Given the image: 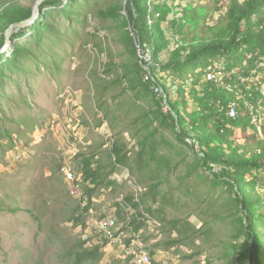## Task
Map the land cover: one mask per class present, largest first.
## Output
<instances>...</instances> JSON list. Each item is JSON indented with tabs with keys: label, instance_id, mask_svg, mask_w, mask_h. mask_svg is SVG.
I'll return each instance as SVG.
<instances>
[{
	"label": "rangeland",
	"instance_id": "rangeland-1",
	"mask_svg": "<svg viewBox=\"0 0 264 264\" xmlns=\"http://www.w3.org/2000/svg\"><path fill=\"white\" fill-rule=\"evenodd\" d=\"M63 1L52 6H43L42 2L36 21L44 22L47 29L43 33L31 29L17 39L20 45L31 49L22 69L7 60L12 56L14 43L0 51L5 54L0 59V130L10 131L17 142L14 149H0V201L4 199L6 206L20 208L17 212L9 210L11 207L0 210V264H75L69 250L80 238L95 242L98 234L110 239L101 264H139L130 255L140 250L150 253L152 264H227L224 245L237 242L234 234L240 214L232 200L233 193L216 180L211 170L199 165V148L193 150L181 142L169 126L155 130L153 123L150 130L158 137L160 152L165 156L160 158L165 175L160 187L175 194L167 217L180 219L181 226L187 225L186 232H171L159 219L150 217L147 227L130 247L126 246L125 238L132 233L122 230L124 222L117 215V202H122L128 193L138 196L148 179L158 180L154 166L136 174L120 168L113 176L116 186L95 193L86 216L89 227L84 230L82 225L70 221L81 195L72 192L75 182H67L62 171L58 180L52 179L53 165L65 158V164L75 169L79 152L105 149L117 133L134 145L136 139L132 135L143 127L144 113L148 110L149 114L153 100L144 96V85L135 82L136 87H132L125 76V65L131 58L119 23L98 14V9L106 8L113 0ZM36 2H32L33 10ZM186 3L176 1L177 5ZM202 3L220 9L223 1ZM127 28L133 30L132 26ZM143 51L141 48V59L151 61L150 53ZM112 61L116 66L105 73ZM228 61L224 56L212 60L215 71L223 78L246 65L244 62L231 70ZM210 67L191 69L189 76L205 77ZM95 69L100 74L93 75ZM128 75L136 79L133 73ZM118 77L119 82L110 83ZM105 102L112 107L110 112L103 106ZM261 114L264 122V112ZM260 132L264 134L263 127ZM253 175L261 180L264 194V170ZM75 186L82 189L79 184ZM103 217L108 220L107 229L101 221ZM208 227L213 229L210 236ZM115 228L120 244L115 243ZM180 236L184 242L179 245H155Z\"/></svg>",
	"mask_w": 264,
	"mask_h": 264
},
{
	"label": "trees",
	"instance_id": "trees-1",
	"mask_svg": "<svg viewBox=\"0 0 264 264\" xmlns=\"http://www.w3.org/2000/svg\"><path fill=\"white\" fill-rule=\"evenodd\" d=\"M36 1L0 0V50L6 45L7 29L13 23L29 19ZM176 1L152 0L149 4L148 0H113L106 8L98 9L100 17L119 23L121 38L131 58L125 65V76L132 87H136L135 82L144 85L147 91L144 96L151 98L153 104L149 114L148 110L144 113L143 127L132 135L136 139L134 145L117 133L105 149L81 151L76 155L74 171L80 178L75 182L82 187L84 195L77 197L69 219L86 230L89 227L86 216L95 193L104 187H115L113 176L120 168L126 167L136 174L154 166L158 180L148 179L138 196L128 193L122 202H117V215L124 222L122 230L132 233L125 238L126 246L130 247L137 234L147 227L150 217L159 219L171 232L176 230L181 235L186 232L187 225L181 226L180 219L167 217L175 194L160 187L165 177L160 158L165 156L160 152L158 137L150 130L153 123L155 130L169 126L181 142L191 145L193 150L199 148L196 152L199 165L211 170L216 180L233 193L232 200L240 214L234 234L237 242L224 245L227 264H264V194L261 180L253 175L264 170V134L258 130L260 121L255 120L256 117L261 120L264 112V0H222L220 9L202 3L206 0H186L185 5H177ZM63 3V0H45L43 6ZM31 29L43 33L47 26L38 19L34 25L21 26L12 34L15 48L7 60L17 69H22L24 59L31 54V49L20 45L17 39ZM141 48L150 53L151 61L141 59ZM218 56L229 59L231 70L244 62L246 65L237 73L225 74L224 78L221 74L216 75L217 79L208 78L207 74L189 76L191 69L211 66L209 71L215 70L212 60ZM3 58L5 54H0V59ZM115 66V62H110L105 73ZM92 73L100 74L96 69ZM260 74L263 76L259 80H249ZM120 80L118 77L110 83ZM103 106L107 112L112 109L106 102ZM230 106L237 109L234 117L228 114ZM260 123L264 128V122ZM16 145L10 131L0 130V149H14ZM65 163L64 158L53 165L52 179L58 180ZM7 208L13 212L20 210L19 206H6L1 199L0 210ZM207 230L210 236L213 229ZM98 235L95 242L80 238L69 250L75 264H101L104 247L110 239ZM105 238L107 243H102ZM182 242L180 236L155 245L170 248Z\"/></svg>",
	"mask_w": 264,
	"mask_h": 264
},
{
	"label": "bare ground",
	"instance_id": "bare-ground-1",
	"mask_svg": "<svg viewBox=\"0 0 264 264\" xmlns=\"http://www.w3.org/2000/svg\"><path fill=\"white\" fill-rule=\"evenodd\" d=\"M214 68V67H213ZM216 68V67H215ZM217 75V72L215 70H212V71H208L207 73V76L208 78H215ZM218 76V75H217ZM221 77V76H220ZM217 79V78H215ZM221 79V78H220ZM219 80V79H218ZM223 80V79H222ZM221 80V81H222ZM231 107V106H230ZM229 112H231V115L232 117L236 116L237 115V109L235 106H232L230 109H229ZM255 120H259V118L257 119V117L255 118ZM260 121V120H259ZM263 124V123H262ZM261 127L262 125L260 124L259 122V125H258V130L259 132L261 131ZM62 175L65 177L66 181L69 182V183H74L76 180H77V175H76V172L74 171L73 168L70 167V165L68 164H65L62 169ZM70 175V177L68 176ZM76 185V182L74 183ZM74 184L71 185V189H72V192H80V195L82 196V194L84 195V191L81 189H79V187H76ZM134 256H135V260L139 263V264H152V259H151V255L148 251L146 250H140V251H134Z\"/></svg>",
	"mask_w": 264,
	"mask_h": 264
},
{
	"label": "water",
	"instance_id": "water-1",
	"mask_svg": "<svg viewBox=\"0 0 264 264\" xmlns=\"http://www.w3.org/2000/svg\"><path fill=\"white\" fill-rule=\"evenodd\" d=\"M44 0H37L36 2V7L33 11V15L25 20V21H22V22H17V23H13L6 31V45L5 47H3L0 51H3L7 48H9L11 46V44H13V39H12V34L14 32L15 29H18L20 28L21 26H29V25H32L37 17H38V13H39V7L41 5V3L43 2Z\"/></svg>",
	"mask_w": 264,
	"mask_h": 264
},
{
	"label": "built area",
	"instance_id": "built-area-1",
	"mask_svg": "<svg viewBox=\"0 0 264 264\" xmlns=\"http://www.w3.org/2000/svg\"><path fill=\"white\" fill-rule=\"evenodd\" d=\"M228 114H229L230 116H232V115H231V112H228ZM68 176L70 177V175H68ZM101 221L104 222V224H105V229H107V221H108L107 218H106V217H103V219H102ZM114 233H115V243L120 244V242H119V238L117 237V228H115ZM101 242H102V243H107V242H106V238H105V240H101ZM131 249H132V248H131Z\"/></svg>",
	"mask_w": 264,
	"mask_h": 264
}]
</instances>
